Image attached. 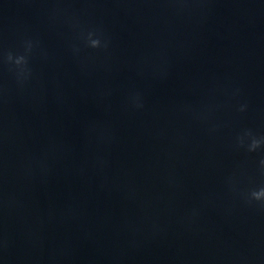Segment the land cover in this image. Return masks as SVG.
I'll use <instances>...</instances> for the list:
<instances>
[{"label":"clouds","instance_id":"obj_1","mask_svg":"<svg viewBox=\"0 0 264 264\" xmlns=\"http://www.w3.org/2000/svg\"><path fill=\"white\" fill-rule=\"evenodd\" d=\"M90 43H91V46L94 47V48L100 46V41L98 39H92L90 41ZM8 59L11 61L12 60V56L9 55ZM15 63L18 66L25 64L26 63L25 57L20 56V57L16 58ZM241 110H243V108ZM248 134L250 135V133H248ZM241 143H243L242 139H241ZM260 144H261L260 140L253 139L252 142H251V145L249 146V150L250 151L255 150L257 147L260 146ZM261 163L264 164V161H262ZM251 198L256 200V201L264 202V187L260 188L259 190L252 191L251 192Z\"/></svg>","mask_w":264,"mask_h":264}]
</instances>
